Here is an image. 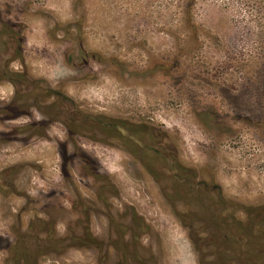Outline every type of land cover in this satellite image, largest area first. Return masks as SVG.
<instances>
[{"label": "rangeland", "instance_id": "obj_1", "mask_svg": "<svg viewBox=\"0 0 264 264\" xmlns=\"http://www.w3.org/2000/svg\"><path fill=\"white\" fill-rule=\"evenodd\" d=\"M6 25L11 70L140 139L0 83V264H264V0H0Z\"/></svg>", "mask_w": 264, "mask_h": 264}, {"label": "trees", "instance_id": "obj_2", "mask_svg": "<svg viewBox=\"0 0 264 264\" xmlns=\"http://www.w3.org/2000/svg\"><path fill=\"white\" fill-rule=\"evenodd\" d=\"M6 28V32L0 29V41L2 39H7L6 41L2 42L0 45V83L2 82H9L11 83L15 90H16V94L19 95H25L29 96L33 93V89H31L32 87H35L34 85H36V83H44V81H35L30 79L25 73H21V72H15L13 70H11V65L13 62L17 61V60H21L22 55H23V49H22V45L20 43L21 41V37L17 38L18 35H16L14 32H11L9 30V26H5ZM6 33L8 35H6ZM15 41H17L18 45L15 44ZM30 84H27V83ZM44 95L49 97V98H53L54 96L59 97V99H63L65 100L67 103H69L71 106V108H68L65 110L66 114L70 116V119L73 116L76 117H80V119H82L83 121H90L94 126L98 125V126H102L103 128H109L112 130H118V132H120L121 134H126L125 132H123V130L127 131V129H125L122 126H118L113 124L112 122H109L108 120H105L103 118H94V117H90V116H79V112L78 110H76L74 103L66 96H64L62 93L54 91L52 88H50L48 85L45 84V88H42ZM71 121L74 122V120L71 119ZM132 131V132H131ZM131 133L129 135L131 136H139L140 133L138 132L137 128H131ZM127 135V134H126ZM161 154V153H160ZM167 159V158H166ZM262 216H264V214H261ZM146 227V224H144V228ZM218 229L222 232L224 231V233L227 232V234H224L225 236V243L227 245V250L225 252L226 254V258L227 259H238L241 257H257L259 256L257 254V252L254 249L253 246V240L251 238V236H247V237H240V239H236L233 240L231 238V236H229L228 232L229 230H223L222 226L218 225ZM209 242L211 240V242L213 244H217V242H213L214 240V236H210V239H207ZM205 241V240H204ZM238 244V248L233 247V245ZM264 249V248H263ZM241 253L242 256L238 255L234 256L232 253ZM264 253V250L261 251V254ZM237 257V258H236Z\"/></svg>", "mask_w": 264, "mask_h": 264}, {"label": "flooded vegetation", "instance_id": "obj_3", "mask_svg": "<svg viewBox=\"0 0 264 264\" xmlns=\"http://www.w3.org/2000/svg\"><path fill=\"white\" fill-rule=\"evenodd\" d=\"M113 124H115V125H118V126H120L118 123H113ZM115 131V130H114ZM116 132L117 133H120V132H118V130H116ZM121 134V133H120ZM121 136H125V137H129L130 139H132V141L133 140H136V139H140V137L139 136H131V135H126V134H121ZM154 152H157L158 153V156H163V152H158V151H154ZM161 153V154H160ZM166 156V155H165ZM165 159H166V157H165ZM168 166H169V169H171V171H173L174 172V174H175V176H176V178H178V179H180V173H179V169H180V167L179 166H177L176 164H168Z\"/></svg>", "mask_w": 264, "mask_h": 264}]
</instances>
